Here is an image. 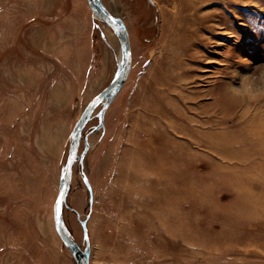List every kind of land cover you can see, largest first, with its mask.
<instances>
[{"label": "rangeland", "instance_id": "374dc122", "mask_svg": "<svg viewBox=\"0 0 264 264\" xmlns=\"http://www.w3.org/2000/svg\"><path fill=\"white\" fill-rule=\"evenodd\" d=\"M101 1L128 30L131 69L82 131L62 206L67 231L84 247L86 221L90 264H264V159L214 151L205 138L264 123V103L226 117L212 105L213 91L264 64V0ZM120 65L115 34L87 0H0V264H76L53 202L71 129ZM151 109H182L191 119L182 126L204 141L175 132L190 151L171 152L158 135L182 117ZM159 151L168 195L156 217L140 207L155 204L156 185L145 193L148 177L126 181L135 169L121 156Z\"/></svg>", "mask_w": 264, "mask_h": 264}, {"label": "bare ground", "instance_id": "6f19581e", "mask_svg": "<svg viewBox=\"0 0 264 264\" xmlns=\"http://www.w3.org/2000/svg\"><path fill=\"white\" fill-rule=\"evenodd\" d=\"M191 19L196 21L195 17L191 18ZM199 20L202 21L203 20L202 17ZM167 85H169V84L167 83ZM212 97H213L212 98V105L220 110V113L223 115L222 117H226V115L228 113H232L231 109L233 107H236L235 105H232L226 101L225 95H224V90H220V91H216V92L213 91ZM176 98L178 100L183 101L186 98V95L185 94H183V95L177 94ZM151 112H152V115H154V118H156V119H157L158 115L161 116L162 114L163 115L166 114V115L170 116L172 119H177V118L180 119V117H182V121H180V122L177 120V122H174L173 124H170V123L166 124V127H167V128H165L166 130H164L163 133L161 135H158V136L162 139H167L168 142L172 143V144H170L171 145L170 150H172L171 152H174V151H179V152L190 151L188 148V146H189L188 144L191 143L190 141H188L189 143L188 142H181V141H178L177 139L173 138L171 135H169V134H173L175 132H179L182 135L189 137L190 139L197 137V133H196V131H194V129L188 130V129H185L184 126H182L184 124V122L187 121V123H189V121H191V119H189L188 117H183L182 115H180L181 113H183V110L181 109L180 112L176 111L175 112L176 114L173 113V111H171V110H169V111H158L156 109H154V110L151 109ZM238 118H241V116H239ZM246 122L247 121L241 123L240 121H238V122H236L237 127H235V128H232L228 131L216 132L212 136L206 135L205 138H207L206 140L208 141V142L206 141V143H209L208 144L209 147L211 149H213L214 151H224L225 149H227V150H246V151H252L253 154L259 153V154H261L260 158L264 159V123L262 121H260V122H256L255 124L250 123L247 125ZM155 123H157V120ZM72 124H73V122H72ZM257 132L259 134H257ZM200 140L204 141V138H201L200 136L198 137V139L195 138V143L197 145H201L202 142L200 143ZM169 146H167L166 148H168ZM163 147H164V145L162 146V149H163ZM159 152H161V151H159ZM164 155H166L164 152L163 153L162 152L161 153H158V152L157 153H149V155L147 153L142 154V152H139V154L135 155L134 157L131 156V157H129V159L127 158L126 154L121 156V164L122 165H124V162H125V164L127 163L128 167H133L135 169V173H133V175H131V173H128L126 175V177H124L126 181L135 179V181L138 183L140 180H145L146 177H148L147 179H149V184L145 185V187H146L145 193L148 192L149 189H151L154 185H156L158 190H156L157 197L153 201V202H155V204L150 205V203L148 201L147 202L142 201L140 203V201L138 199H136V201L140 203V207L143 210L148 209L150 206L151 209H153L152 210L153 215H155L156 217L162 216L161 213L163 212V209H160V205L163 202H166L167 197L165 195H168V192L166 190L167 187H166V182H165L166 179H165V170H164V169H166V165L163 164V160L159 159V157H166ZM241 162L251 164V163H254V159L247 158L245 160H241ZM149 164H152V167L148 166ZM154 166H155V168H154ZM145 168H148L150 170L148 171V169H145ZM141 169H143V170H141ZM150 171L155 174L154 177L150 176ZM121 172L122 171H120V175H122ZM152 184H153V186H152ZM262 188H264V185ZM177 193H178L177 196H182V193L180 191H178ZM139 195L140 194H137V196H139ZM173 196H175V195L171 194L169 199L171 200L173 198ZM254 196H256V195H254ZM155 207H156V209H155ZM155 212H156V214H155ZM89 264H90V262H89Z\"/></svg>", "mask_w": 264, "mask_h": 264}, {"label": "water", "instance_id": "95a60500", "mask_svg": "<svg viewBox=\"0 0 264 264\" xmlns=\"http://www.w3.org/2000/svg\"><path fill=\"white\" fill-rule=\"evenodd\" d=\"M87 3L93 16L98 18L115 34L121 51V65L114 78L85 104L80 116L71 129L68 154L59 180L58 191L53 202V221L56 234L68 249L76 264H89L90 247L87 237L86 221H81L85 245L84 247H80L64 226L62 206L65 203L66 194L70 186L73 165L77 158L82 131L92 112L100 104V118L103 117L108 103L120 91L131 69V48L128 30L124 22L114 16L101 0H87Z\"/></svg>", "mask_w": 264, "mask_h": 264}, {"label": "clouds", "instance_id": "9594fccd", "mask_svg": "<svg viewBox=\"0 0 264 264\" xmlns=\"http://www.w3.org/2000/svg\"><path fill=\"white\" fill-rule=\"evenodd\" d=\"M240 62L248 63L246 60ZM238 79V85L228 84L224 89L228 103L240 108L264 103V64L257 65L248 74L238 75Z\"/></svg>", "mask_w": 264, "mask_h": 264}]
</instances>
